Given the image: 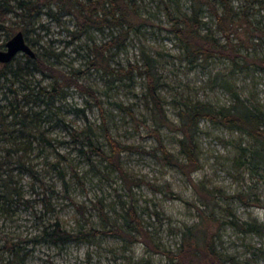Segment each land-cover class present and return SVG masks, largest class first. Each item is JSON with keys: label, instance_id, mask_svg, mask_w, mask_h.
<instances>
[{"label": "rangeland", "instance_id": "374dc122", "mask_svg": "<svg viewBox=\"0 0 264 264\" xmlns=\"http://www.w3.org/2000/svg\"><path fill=\"white\" fill-rule=\"evenodd\" d=\"M233 3L237 7L241 0H233ZM136 4L148 21L137 30H131L123 44L109 50L110 64L114 68L119 65L127 67L129 62L141 65V52L144 50L155 56L162 74L160 94L166 100L170 118L176 119L181 99L199 100L216 108L229 106L233 102L234 89L264 107V70H232L227 59L217 57H210L190 68L181 59L177 41L168 29L165 5L175 14H180L189 11V0H136ZM45 11L43 9L27 26L24 36L45 62L65 72L70 73L72 68L84 69L87 47L92 42L101 43L109 39L120 30L116 27L103 30L90 28L78 35L71 15L56 12L54 7L52 11L56 12V17ZM202 16L207 21V27L220 35L207 12L203 11ZM8 17L10 20L6 23L12 25L15 18ZM254 17V24L264 30L263 12H256ZM250 31L254 32L252 28H246V24L236 28L232 37L234 41L237 37L242 40L239 52L248 56H263L264 34L256 31L254 38H247ZM4 38V33L0 32V43ZM48 52L55 56H47ZM25 60L23 53L19 52L10 67L16 70L20 65L21 74L29 79L31 85L49 86L52 83V77L35 69L33 64L24 63ZM217 72L224 73L225 79L219 78ZM80 81L93 87L97 99L68 87L49 101L46 98L36 100L34 95L27 96L28 102L24 98L21 100L22 104L31 105L37 111L30 117L29 124L35 128L33 133L38 136L43 131L50 143L34 138L29 128H15L16 131L11 134L2 132L0 124V175L4 169H10L12 173L11 193L5 192L0 183V245L7 244L11 248L2 253L0 264H139L142 259L151 264H170L172 261L164 254L152 253L144 243H130L112 235L57 243L42 238L43 229L50 231L55 220L71 231L80 226L102 228L104 223L94 205L97 200L104 204L110 221H121L116 193L128 201L127 190L117 174L106 167L98 155L89 151L85 144L87 137L107 149L102 136L103 128L107 126L120 142L139 144L148 150L155 146L154 137L143 126L137 130L129 115L119 106L120 103L132 106L140 119L147 116L142 101L144 86L141 76L135 73L132 79H115L114 74L90 69ZM14 88L20 94L24 92L21 90L22 83L18 81L14 83ZM8 99H14L12 92L6 87L0 89V116L1 111L8 109ZM97 100L104 108L102 113ZM146 123L149 124V120ZM199 127L197 138L201 168L192 174L193 182L200 184L197 188L188 177L175 168L163 165L152 154L126 152L122 156V163L130 175L157 187L154 189L146 183L133 186L132 197L154 242L173 253L178 251L186 228L200 219L195 205L199 204L198 196L205 194L202 185L225 194H235L252 187V192L264 204V182L251 175L237 160V146L246 144L249 138L205 119L200 121ZM161 133L167 147L177 154L179 132L162 128ZM16 146L19 147L16 151L6 154L8 148ZM21 163L28 168L21 167ZM58 169L65 173L66 187ZM166 186L171 192L165 189ZM14 187L16 193L12 191ZM174 195H180L182 200L174 198ZM219 196L217 199L223 198ZM250 197L252 200L255 196L250 193ZM219 202L231 206L243 219L254 218L264 223L263 207L255 204L248 206L238 198H233L228 204L223 200ZM79 209L84 211V215ZM215 244L223 256L231 255L242 264H264V237L255 233H239L230 225H221Z\"/></svg>", "mask_w": 264, "mask_h": 264}, {"label": "trees", "instance_id": "16d2710c", "mask_svg": "<svg viewBox=\"0 0 264 264\" xmlns=\"http://www.w3.org/2000/svg\"><path fill=\"white\" fill-rule=\"evenodd\" d=\"M189 1V11L175 14L167 5H165V9L169 21L168 29L177 41L181 59L190 68H194L210 57H217L227 59L232 66V70L248 68L264 70V55L248 56L241 54L239 47L242 40L237 37V41H234L232 37L236 28L242 24H246V28L250 27L254 32L261 31V34H264V30H261L256 25L257 23L254 24L255 13L262 11L264 14V0H241L237 7H235L233 0ZM53 7L57 10L56 12L71 15L78 35L90 28L103 30L116 27L120 29L119 33L112 35L101 43L92 42L87 47L86 67L84 69L72 68L70 73L45 62L37 53L34 57L23 53L26 58L24 63L33 64L35 69L52 77V83L49 86H43L39 83L31 85L29 79L21 74L22 70H20L21 66L19 64L16 70L12 69L10 64L15 57L8 63H0V89L6 87L8 91L12 92L14 98L13 100H7V111H1L0 124L3 127L2 132L11 134L16 131L15 128H29L31 130L29 133L34 138H40L50 143V139L45 137L43 131L38 136L33 133L32 130L35 128L29 124L30 117L37 114V111L33 110L31 105L22 104L21 100L24 98L25 102H28L27 96L34 95L36 100L43 101L46 98L49 101L61 95L68 87L84 91L97 99L94 96L93 87L80 81L85 73L93 69L100 70L104 74H114L115 79H122L123 77L132 79L135 73L142 77L144 86L142 101L148 112L147 116L140 119L132 106L121 103L119 106L129 115L137 130L143 126L147 133L154 137L155 146L148 150L139 144L120 142L113 137L107 126L103 128L102 134L107 149L94 144L87 137L85 144L89 147V151L98 155L99 159L105 162V166L117 174L123 187L127 190L128 201H125L120 193H116L121 210V221H110L104 209V204L101 200H97L94 205L97 207L98 215L104 223L102 228L93 226L84 228V226H80L78 229L71 231L61 227L60 222L55 220L50 231L43 229L42 238L45 241L57 243L70 240L78 241L99 235H112L127 239L130 243L142 242L146 245V249L152 253L164 254L168 260L172 261L170 264H242L235 257L231 255L223 256L217 250L215 239L218 236V229L221 225L227 224L239 233H255L264 237V223L258 222L254 218L243 219L236 214L231 206L222 205L219 201L223 200L228 204L233 198H238L248 206L255 204V206L264 208L260 197L252 192V187H248V190L238 191L235 194H225L221 190L206 189L202 185L205 194H202L201 197L198 196L199 204L195 205L200 214V219L197 223L186 228L182 234L178 251L173 253L160 248L154 242L147 226L142 222L132 197L133 186L146 183L154 189L157 187L150 182L130 175L122 163V156L126 152L152 154L163 165L175 168L188 177L192 185L197 188L200 184L193 182L192 174L201 168L197 135L200 131V121L205 119L213 124L238 131L249 138L246 144L237 146V160L239 165L244 166L251 175L257 176L264 182V107L262 104L251 98L243 97L233 88V102L229 106L216 108L199 100L181 99L178 103L179 106L177 105L176 119L170 118L165 105L166 100L160 94L162 74L159 71L158 59L155 56L144 50L141 52V65L129 62L127 67L119 65L114 68L110 64L109 50L114 46L123 44L131 30H137L148 21L147 17L139 12L136 0H0V32L5 35L0 46H4L6 40L17 31L20 30L24 34L27 26L42 13L43 9L48 14L56 17V12L52 11ZM203 11L207 12L208 18L212 20L216 31L220 35L213 32L210 26L207 27V21L202 16ZM9 15L15 18L12 25L6 23ZM17 17L18 19H16ZM254 32L250 31L247 38H252ZM46 54L50 57L55 56L50 52ZM217 76L225 79L224 73L217 72ZM1 80L4 81L1 82ZM16 81L22 83L21 90L24 91L22 94L14 88ZM96 104L102 113L104 111L103 106L98 100ZM148 120L149 124L146 123ZM162 128L179 132L180 135L176 139L177 154L172 152L164 142L161 133ZM73 135L75 138L78 137L76 132ZM18 148V146L8 148L6 154L13 150L16 151ZM20 166L28 168L22 163ZM0 168H2L1 163ZM1 173L0 183L3 190L11 193L9 189L11 187V170L4 169ZM58 173L63 186L66 187L68 182L65 179L64 171L58 169ZM165 189L171 192L169 187L166 186ZM12 191L17 192L15 187L12 188ZM250 193L255 196L252 200L249 199L251 198ZM218 194L221 195L219 197L223 198L217 199ZM174 198L182 200L180 195H174ZM79 211L84 215V211L80 209ZM216 212H219L218 214L222 213L223 216L216 215ZM8 249L11 248L7 244L0 245V262L2 253ZM139 264H151V262L142 259Z\"/></svg>", "mask_w": 264, "mask_h": 264}, {"label": "water", "instance_id": "95a60500", "mask_svg": "<svg viewBox=\"0 0 264 264\" xmlns=\"http://www.w3.org/2000/svg\"><path fill=\"white\" fill-rule=\"evenodd\" d=\"M19 52L35 56V52L28 44L22 31L15 32L10 38H8L3 46L0 48V63H8Z\"/></svg>", "mask_w": 264, "mask_h": 264}]
</instances>
